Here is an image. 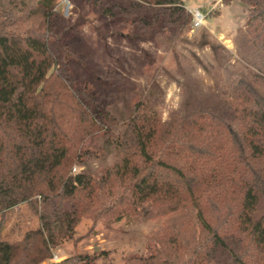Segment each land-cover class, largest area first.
I'll list each match as a JSON object with an SVG mask.
<instances>
[{
  "label": "trees",
  "instance_id": "obj_1",
  "mask_svg": "<svg viewBox=\"0 0 264 264\" xmlns=\"http://www.w3.org/2000/svg\"><path fill=\"white\" fill-rule=\"evenodd\" d=\"M239 1L248 7L243 46L264 59V0ZM57 2L0 0V216L27 204L39 218L20 241L0 234V264H46L82 219L123 218L167 226L122 264H264V65L179 119L163 122L139 101L116 135L88 82L71 76L67 43L55 45ZM109 3L107 16L119 8L127 22L133 11L132 23L167 35L178 33L171 21H192L183 0ZM101 132L114 163L101 176L74 173ZM104 255L48 264H104Z\"/></svg>",
  "mask_w": 264,
  "mask_h": 264
},
{
  "label": "rangeland",
  "instance_id": "obj_2",
  "mask_svg": "<svg viewBox=\"0 0 264 264\" xmlns=\"http://www.w3.org/2000/svg\"><path fill=\"white\" fill-rule=\"evenodd\" d=\"M187 9H198L206 18L199 28L192 21L170 29L167 35L134 22L136 15L115 9L109 17L107 0H58L51 19L57 48L67 43L69 70L80 84L88 82L98 100L107 127L118 135L134 114L136 104L145 101L163 122L179 119L201 105L228 97L250 68L264 65L260 54L243 46L247 5L239 0H183ZM107 4V5H106ZM189 15H192L187 10ZM126 14V15H125ZM65 27V28H64ZM179 29V30H178ZM104 133L88 144L95 154L86 158L74 173L88 170L101 176L114 163V152L104 151ZM4 242L20 241L26 231L39 226L38 216L21 204L0 216ZM166 219L118 222L82 219L73 241L55 252L60 262L74 254L105 253L100 263L122 264L126 257L147 252L152 238L162 236Z\"/></svg>",
  "mask_w": 264,
  "mask_h": 264
},
{
  "label": "built area",
  "instance_id": "obj_3",
  "mask_svg": "<svg viewBox=\"0 0 264 264\" xmlns=\"http://www.w3.org/2000/svg\"><path fill=\"white\" fill-rule=\"evenodd\" d=\"M190 13L192 15V26L194 28H199L205 24L206 17L198 9L191 10Z\"/></svg>",
  "mask_w": 264,
  "mask_h": 264
},
{
  "label": "crops",
  "instance_id": "obj_4",
  "mask_svg": "<svg viewBox=\"0 0 264 264\" xmlns=\"http://www.w3.org/2000/svg\"><path fill=\"white\" fill-rule=\"evenodd\" d=\"M184 2V1H183ZM185 4V3H184ZM186 7V6H185ZM187 9V8H186ZM187 10H189V11H191L190 9H187ZM192 10H194V9H192Z\"/></svg>",
  "mask_w": 264,
  "mask_h": 264
}]
</instances>
